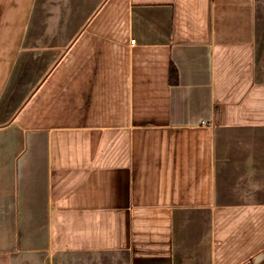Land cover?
Segmentation results:
<instances>
[{
    "label": "crops",
    "instance_id": "obj_1",
    "mask_svg": "<svg viewBox=\"0 0 264 264\" xmlns=\"http://www.w3.org/2000/svg\"><path fill=\"white\" fill-rule=\"evenodd\" d=\"M0 264H264V0H0Z\"/></svg>",
    "mask_w": 264,
    "mask_h": 264
},
{
    "label": "trees",
    "instance_id": "obj_2",
    "mask_svg": "<svg viewBox=\"0 0 264 264\" xmlns=\"http://www.w3.org/2000/svg\"><path fill=\"white\" fill-rule=\"evenodd\" d=\"M177 82V81H176Z\"/></svg>",
    "mask_w": 264,
    "mask_h": 264
}]
</instances>
